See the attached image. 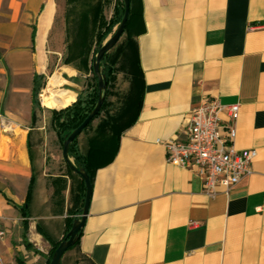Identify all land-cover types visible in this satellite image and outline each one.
I'll use <instances>...</instances> for the list:
<instances>
[{"label": "crops", "instance_id": "crops-1", "mask_svg": "<svg viewBox=\"0 0 264 264\" xmlns=\"http://www.w3.org/2000/svg\"><path fill=\"white\" fill-rule=\"evenodd\" d=\"M116 1L0 0V264H49L67 216L79 214L81 177L60 170L52 112L33 103L34 76L39 85L59 66L71 80L83 74L78 61L63 62L71 10L81 18L74 30L93 32L87 18L98 9L108 19ZM129 5L118 42L128 68L135 62L134 100L119 115L130 122L78 134L91 194L80 238L60 263L264 264V0ZM212 95L239 104L234 147L256 150L252 173L228 191L218 185L213 197L155 143L178 133L198 99Z\"/></svg>", "mask_w": 264, "mask_h": 264}, {"label": "built area", "instance_id": "built-area-1", "mask_svg": "<svg viewBox=\"0 0 264 264\" xmlns=\"http://www.w3.org/2000/svg\"><path fill=\"white\" fill-rule=\"evenodd\" d=\"M238 103L224 105L217 96H205L189 111V120L170 138H157L170 164L188 169L201 180L203 192L214 196L217 186L225 191L252 173L254 148L234 147ZM222 114L228 116L227 120ZM5 231L0 227V240Z\"/></svg>", "mask_w": 264, "mask_h": 264}, {"label": "rangeland", "instance_id": "rangeland-1", "mask_svg": "<svg viewBox=\"0 0 264 264\" xmlns=\"http://www.w3.org/2000/svg\"><path fill=\"white\" fill-rule=\"evenodd\" d=\"M121 0L116 1V3H120ZM73 3L74 0H68V3ZM115 7V6H114ZM78 9H72L71 10V16H70V22H71V31H70V38L71 42L69 41V45L72 44V48L68 45L67 47V54L63 60L64 64L67 66L70 64L72 60L78 61L80 71L83 74H78L75 80H71V78H67L66 73L63 72V67L59 66L58 68H55L54 71L49 73L47 77H45V80L39 84L38 88V96H37V106H40V108L46 109V112L48 114H51L53 110H61L64 108H67L75 102L78 95L82 96V99L88 98L90 94L93 92L92 90L95 88L96 91H98V98H99V90L97 89V78L93 74L92 70V59L95 57L97 52V46L99 43L102 45L105 41H107L110 36L112 35V32L116 28L117 25L111 26L110 33L106 34V28L109 26L110 19L114 15V11L108 19H106L104 16L102 17L98 13V9L95 10V16H90V18H87V21L85 25L87 24V27L91 25L93 27V32H83L80 30H74L75 29V23L76 19L79 18L78 16ZM81 19V18H79ZM89 24V25H88ZM85 31V30H84ZM102 36H104L102 38ZM81 41V42H78ZM85 42L87 43V46L84 45ZM84 43V44H82ZM119 48L120 53L116 52ZM122 54V50L119 47V42L117 41L116 44H114L111 49L107 53V59L106 62L111 63L110 59L111 57H115V61L113 64V73L112 78L109 79L108 87L106 88V95L104 101L106 102V106L104 109L94 117L89 124L90 127L98 124L99 122L106 123V125H109L110 123L114 122V120H117L116 118L122 114L125 107L127 106V101L130 97V85L132 82V76H130V66L128 68L127 62L124 61ZM129 64V63H128ZM64 71L69 73L70 70L65 69ZM49 76H53L55 79L63 80L64 83L62 84V88L71 90L75 94V99L70 102L69 105L64 106L62 108H47L43 104H41V96L42 92L48 82ZM104 93V92H103ZM98 100V99H97ZM97 102V101H96ZM95 102V104H96ZM94 104V105H95ZM94 108V107H93ZM104 125V124H101ZM61 146V143H60ZM61 149V147L59 148ZM62 150V149H61ZM70 161L72 162V159L70 158ZM62 167L60 170H63L64 173L70 172L68 171V166L65 163L64 160L60 163ZM63 186V184H62Z\"/></svg>", "mask_w": 264, "mask_h": 264}, {"label": "trees", "instance_id": "trees-1", "mask_svg": "<svg viewBox=\"0 0 264 264\" xmlns=\"http://www.w3.org/2000/svg\"><path fill=\"white\" fill-rule=\"evenodd\" d=\"M114 6H115L114 7V15L110 19L108 28H106V34L110 33L111 26L118 25L121 22V20H122L121 18H122L123 11H124V5L122 3V0L120 1V3H115ZM131 15H132V12L130 11L129 12V15H128V18H127L128 20L126 22L125 28H126L127 24L130 21ZM125 28H124V30H125ZM103 37L104 36H102V38ZM100 46H101V44L99 43V45L97 46V51H98V48ZM116 52L120 53L121 51H119V48H118V50ZM107 53L108 52H106L104 54L103 58L99 62L100 63L101 73L105 77L106 88L108 87L109 79L112 78V73L114 71L113 70V67H114L113 64H114V61H115V57L113 56L110 59V62L111 63L106 62ZM93 59H94V57H93ZM93 59H92V62H93ZM128 62H129V66H130L129 71L130 72H135L136 71V69H135V62L134 61H131V60L128 61ZM92 70H93V65H92ZM93 74H94V72H93ZM131 76H132V82L131 83H133V82H135V76L134 75H131ZM37 79H38V76H34L35 82H34V87H33V90H32L33 103H35L36 105H37V96H38L37 93H38V88H39V85L37 84ZM97 85H98V83H97ZM97 89H98V86H97ZM92 91L93 92L90 94V96H88V98H86V99L83 100L82 99V96L81 95H78V97L75 100V102H73L72 104H70V106H68L67 108H64V109H61V110H57V111H55V110L52 111L51 122L53 123L54 129H55V132H56V135H58L59 142L61 143V147H62V143H63L64 139L68 136V134L75 127H77L83 121V119L85 118V116L87 115V113L93 109L94 104H95V102L98 99V91H96L95 88ZM104 93L106 95L107 91L105 90ZM132 100H134V99L129 97V100H128V103H127L128 106H131L132 105V102H131ZM105 104H106V102L103 101L102 107H101L99 113L104 109V107L106 106ZM99 113L97 115H99ZM116 119L117 120H114V122L110 123V127L111 128H113L114 126L117 125L121 129V128L125 127L126 125H128V122H130V119H126V118L125 119L122 118L120 120L119 119V116ZM91 121L86 126H88L91 123ZM77 137L78 136H76L73 139V141L68 146V149H69L68 150V157L69 158L71 157L73 159V163L75 165L84 167L85 170H86V172L89 173V170H90L89 162H87L86 157H83L82 155H80L78 153V149H76V139H77ZM68 168H69V166H68ZM69 170H70V172L71 171H74V170H72L70 168L68 169V171ZM84 190H85V184H84V180L81 178V183H80V200H81V202H80V206L75 210V212H73V214H75L77 212H80V210H81V208L83 206L82 204H83L84 196H85V191ZM28 196H29V193L27 194V197H26L23 205L19 206V208H21V212L22 213L26 212L25 206H26V203H27ZM73 219H74V217H73L72 214H71V216H67V218H66V220H67L66 228H65V232L63 234L64 236L62 237V239L65 238L66 233L68 232V230L70 229L72 223L74 222ZM25 223L26 222H24V224ZM81 231H82V229H80L79 234L81 233ZM62 239L60 241L52 242L51 243L52 245H51V248H50L51 250L48 253L47 263H49V261L51 259V256H52L55 248L62 241ZM17 263L18 264H23L21 258L20 259L19 258L17 259Z\"/></svg>", "mask_w": 264, "mask_h": 264}, {"label": "water", "instance_id": "water-1", "mask_svg": "<svg viewBox=\"0 0 264 264\" xmlns=\"http://www.w3.org/2000/svg\"><path fill=\"white\" fill-rule=\"evenodd\" d=\"M122 3L124 5V11L122 15L121 22L116 26L114 31L112 32V35L110 38L105 41L99 48L98 51L93 59V72L94 75L97 77L98 81V90H99V98L94 105V108L87 113L83 121L75 127L68 136L64 139L62 143V157L65 163L69 166L70 169L74 170L83 180L85 184V196L83 201V206L77 216L73 219L74 222L72 223L70 229L66 233L65 238L62 239V241L57 245L55 248L51 259L49 261V264H61L60 260L63 256V253L69 249V247L73 246L76 241L79 239L80 234L79 231L84 227L85 221H86V215L88 212V203L90 198V188H91V181L90 177L88 175V172H86L85 168L82 166H77L74 163L70 161V158L68 157V146L73 141V139L78 136V134L86 127V125L99 113L102 103L105 99V90H106V81L105 77L101 73L100 69V61L103 58L104 54L108 52L111 47L119 40V38L122 35V32L124 31L127 18L130 11V5L129 0H122Z\"/></svg>", "mask_w": 264, "mask_h": 264}, {"label": "bare ground", "instance_id": "bare-ground-1", "mask_svg": "<svg viewBox=\"0 0 264 264\" xmlns=\"http://www.w3.org/2000/svg\"><path fill=\"white\" fill-rule=\"evenodd\" d=\"M48 79L42 92L41 104L47 108L56 109L69 105L75 99L74 92L61 87L63 80L55 79L53 76Z\"/></svg>", "mask_w": 264, "mask_h": 264}]
</instances>
